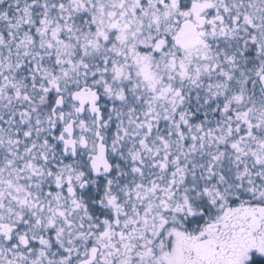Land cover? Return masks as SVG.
<instances>
[{
	"label": "flooded vegetation",
	"instance_id": "af4514ba",
	"mask_svg": "<svg viewBox=\"0 0 264 264\" xmlns=\"http://www.w3.org/2000/svg\"><path fill=\"white\" fill-rule=\"evenodd\" d=\"M142 1L146 0H139L136 3L140 4ZM159 1L156 12L161 14V10L168 7L172 13L169 16L170 22L176 23L177 26L169 27L171 23L165 22L161 27L155 28L151 26L150 21L152 31L150 34L141 35L139 49L155 51L159 56L158 64H160L161 72H159L160 68L157 70L153 68L150 56L138 55L135 49L128 56L129 68H126V59L114 67L115 69L122 64L121 68H124L119 79H116L114 71H111V77H109L108 74H100L91 69V65H87L86 68L78 67L75 72H72V77L77 79L76 84L56 87L55 92L47 100L45 99L40 108L32 106L30 103L35 97L32 99L29 97V104H22L19 113L29 116L32 126L26 125L25 128H17L14 132H10L6 128L7 123L18 115L8 112L5 115L7 121L0 119L4 126L0 125V260L10 264H53L54 261H45L48 258L44 254L50 253L48 244L51 242L54 244V250L59 253L61 264H108L112 261L109 253L116 254L114 247L123 248L122 243L126 242V256L131 252L127 249L134 252V254L130 253L132 255L138 254L141 252L139 246L135 249L132 247L133 243L141 245L148 242L152 245L150 239L169 227L170 224L168 225L163 218L161 228L153 230L148 237L140 235L138 241H130L126 234V241L119 240L117 246L110 244L112 225H109V219L112 211H116L118 206L119 219L127 218L129 215L126 216L122 212L126 210V207L129 209V207L137 206L142 198L141 190L136 189L135 181H133V178L138 179L135 176V169L130 170L126 166L127 162L122 154L123 148L118 139L119 132H126V121H120L118 115L122 113L126 115V111L130 112L126 105L131 108L129 103L131 94L136 97L138 101L136 104H139L144 112L139 123L131 124L142 134L149 133L143 130H150V126L152 129L156 121L169 124L168 132L177 128L182 135L193 127L188 124L192 122L188 112L185 117H182V120L186 119L187 123L182 124L180 110L183 107L176 101L179 96L173 100L172 93L163 91L156 95L150 91L143 77L137 75L136 78L133 67L137 61L136 58L150 61L151 71L154 72L153 69L157 71L152 74L160 80L159 84L162 87V68L164 67V71L169 73L168 76L177 75L181 79L182 60L188 62L189 58L199 51H205L206 58L202 59L204 62L216 51L221 55L220 57L229 56L230 62L226 65L228 72L225 78V93L231 100L223 99L224 112L221 118L228 123L226 134L228 132L230 133L228 135L238 134L234 133L237 120L244 119L240 126L248 124L250 133L259 136L254 147L261 149L264 147V139H262L264 137V63L257 64L253 46L251 50L249 47L245 49L248 55L246 58L241 54V47L246 45L241 41V36L247 33L243 29L245 25L242 26L245 18L241 10L243 6V9L248 10L251 15L247 18L251 17L249 23L253 27V35L255 34V38L251 35L252 41L247 37L246 42L254 40L255 48L261 51L264 61V0ZM217 1L220 2L217 4ZM141 7L143 6L137 9ZM128 13L130 14L131 11L129 10ZM227 22L234 23L236 28L222 30L221 36L215 39L212 30ZM211 23L215 25L212 29ZM136 29L137 24L125 33L126 39L128 34ZM157 32L159 36H154ZM169 37L172 44L170 48H168ZM193 43L196 45L191 46ZM156 44H162L163 48H157ZM164 54L165 57H163ZM169 54L172 56L169 57ZM192 61L191 59L189 63ZM169 63L173 67V71L170 72L168 69L172 67L168 65ZM126 70H128L127 74ZM59 73L64 74V72ZM65 75L69 76L67 73ZM12 79L13 77L6 78L5 86L10 87ZM128 79L134 81L138 90L132 91L126 87ZM182 81L188 82L184 78ZM169 86L174 89L172 84ZM83 89L85 94H94L98 100L95 112H92L89 104V95H87L89 98L86 96L81 101L74 98V94ZM30 90L28 89V94ZM227 102L231 104L230 108L227 107ZM136 104L133 105L135 111ZM188 105L190 109V103ZM100 119L101 122H99ZM149 123L152 125L148 126ZM99 130L106 146L107 161L104 165L94 161V157L98 154L97 132ZM144 144L140 145L141 148L138 151L133 150L132 156L139 157L142 168L147 165L155 171L162 172L159 162L163 164L161 160L163 151ZM174 149L177 148H173L172 152ZM187 150L191 151L189 148ZM251 153V150H246L235 154V156L244 155L239 160L240 164L231 169L235 178L229 182L222 180L221 193L227 200H234L232 204L230 201L229 205L231 204L235 210L240 207L251 208V220L255 218L256 222H260L261 217L264 216V187L257 189L250 181H246V186H243L238 180L242 171L249 173L256 168L264 172V165L254 166L251 161H247L252 159ZM191 155L192 153L189 157ZM133 162L136 163L135 160ZM243 162H245L244 166ZM191 172L194 173L190 170L188 173ZM221 172L222 177L226 176V170ZM154 182L156 184L148 183L144 188V191L150 193L145 195L151 199L157 195L158 185H160ZM190 185L188 181L187 186ZM178 195V192L176 196L175 193L164 192V198L156 199L153 206L148 207L149 213L159 208L163 214L171 211L170 216L177 215V212L174 214V205L177 201L173 199L179 197ZM168 203L171 207L165 208ZM138 211H140L139 208ZM202 213L200 211L199 214H193L186 219L188 220L185 221L186 233L200 235L198 232L202 228L195 230L197 223L194 220L203 217ZM134 223V217L126 223V229L130 233L135 227ZM246 224L250 226L249 222ZM103 229L110 230L109 235L102 236ZM76 236L78 239L75 238ZM205 241H213L216 250L211 252V249H201L200 245ZM228 241L224 250L221 239L205 236L198 241V248L193 250L192 254L204 260L205 264H239L237 249H234L237 239L235 241L228 239ZM40 254L42 257L38 258ZM154 254L157 253L154 251ZM117 260L118 258H114V261ZM261 262H264V259L255 258L251 264ZM139 263L136 258L130 261V264Z\"/></svg>",
	"mask_w": 264,
	"mask_h": 264
},
{
	"label": "rangeland",
	"instance_id": "374dc122",
	"mask_svg": "<svg viewBox=\"0 0 264 264\" xmlns=\"http://www.w3.org/2000/svg\"><path fill=\"white\" fill-rule=\"evenodd\" d=\"M138 1L53 0L49 3L46 1L47 6H44L45 2L41 3V5H38V3H35V5L27 3L28 5L22 8L23 17L20 19L21 23L17 24L18 27L16 26L13 30L17 33L20 40L23 39L22 41L28 44L29 50L33 52L31 55H27V58L33 61L32 63L29 62L33 77H31L32 82L29 84L32 85L29 96L31 99L33 97L35 99L30 104L34 105L35 108H40L45 99L47 100L55 92L56 87L76 84L77 79L72 77V72H75L78 67L86 68L87 65H91V69L100 74L106 73L111 77L110 73L114 71L116 79L121 78L124 69L121 68L122 64L118 65L115 69L114 67L118 63H123L126 59V68H129L130 59L128 56L135 49L138 55L144 54L145 56H150L153 68L159 69V56L151 49L143 48L140 50L139 40L141 35L151 33L150 21L151 26L155 28L161 27L165 22L171 23L169 16L172 13L168 7L163 8L161 14L156 12L155 9L158 10L159 0L157 2L146 0L140 4L136 3ZM219 2L217 1V4ZM33 6H38L39 9L35 11L33 10ZM140 6L143 7L137 9ZM129 10L131 11L130 14L128 13ZM241 10L245 17L242 26L245 25L243 29L247 32L245 36H241V41L247 45L241 47V54L246 58L248 55L245 49L249 47L251 50L253 46L256 51L257 64L261 65L262 62L264 63L262 59L263 54L255 48L256 43L254 40L251 42L253 27L249 23L251 17L250 19L247 18L251 15L248 10L243 9V6ZM34 13L37 15L36 18ZM136 24V31L130 32L126 39L125 33ZM171 24L169 27L177 26L176 23ZM211 24L212 29L215 25L214 23ZM234 25L232 22L224 23L221 26L216 25L218 27L212 30L213 37L216 39L221 36L222 30H230L235 27ZM158 34L159 32L154 33V36H159ZM35 36L37 37L35 38ZM247 37L251 41L246 42ZM253 37L255 38V34ZM35 40L37 41L36 43ZM125 41L126 43H124ZM168 43V48H170L172 46L170 37ZM156 47L163 48V45L156 44ZM165 56L164 54L163 57ZM170 56L172 54H169ZM205 56V51L202 50L195 53L193 57H190L188 62L182 60L180 66V71L182 72L181 79L188 80L187 83H183L177 75L168 76L169 73L164 71L165 67L162 68V87L159 84L160 80L153 75L157 71L153 69L154 72H152L150 69L152 67L150 66V61L134 57L137 60L133 66L136 78L137 75L143 77L150 91L156 95L163 91L164 93H172L171 99L173 100L179 96V99L177 98L176 101L183 107L180 110L182 114L180 116L181 120L188 112V116L192 119V122L188 124L193 127L192 130L182 135L177 128L168 132L169 124H162L156 121L152 129L150 126L152 123H149L150 130H143L149 131V133L142 134L141 131L134 128L131 124L135 122L139 123L144 115V112L140 109V105L136 104L138 102L136 97H133V94H131L129 102L131 108L126 105L130 109V112L126 111V115L123 113L118 115L120 121H126V132H119L118 139L123 148L122 154L124 160L127 162L126 166L130 170L135 169V176L138 179L133 178V181H135L136 189L141 190L142 198L137 206L129 207V209L126 207V210L122 212L126 216L129 215L127 218L121 217L119 219L118 206H116V211H112L109 219V225H112V242L110 244L111 246H117L119 240L126 241V234H128L127 239L130 241H138L140 235L148 237L153 230L161 228L164 219L170 225L161 234L150 239L152 245H149L148 242L141 245L133 243V248L135 247L136 249L139 246L141 252L138 254L132 255L134 252L131 249H127L132 254L129 252L126 256V242L122 243L123 248L114 247L116 254L113 252L109 253L112 261L108 262V264H130L133 258H136L140 262L139 264H205L204 260H200L196 257V254H192V251L198 248V241L205 238V236L221 239L224 250H226V243L229 242L228 239L232 241L237 239L234 249H237V256L240 258L239 264H251V261L255 258L264 259V216L261 217L262 221L260 222H256L255 218L251 220V208L240 207L235 210L231 206L234 200H227L226 196H222L221 193L222 180H228L229 182V180L235 178L231 169L240 164L239 160L246 153L241 156H235V154L251 150L252 159L247 161H251L254 166H263L264 147L262 149L254 147L256 146L254 143H257L259 136L257 137L250 133L248 124L240 126L244 119L239 118L237 120L234 133L238 134L228 135L230 134L229 132L226 134L228 123L221 120V118L224 112L223 99L225 98L227 101L231 100L225 93V78L228 72L226 65L230 62V58L226 55L220 57L221 55L216 51V53L208 56L207 61L204 62L202 59L206 58ZM18 57L21 58L20 55ZM191 59L193 61L189 63ZM19 63L21 65L24 64L25 58H22ZM168 65L172 67L171 63ZM170 71H173V67L168 69V72ZM59 72H64V74H60ZM127 72L128 70H126V74ZM159 72H161V68ZM66 73L69 76H66ZM4 75L8 76V73ZM10 76H8L9 79ZM1 78L2 75L0 76V81L2 80ZM178 80L181 81L176 82ZM11 81L13 85H16L14 78ZM170 84L173 85L174 89L169 86ZM13 85L10 87H13ZM126 87L132 91L138 90L131 79L126 80ZM8 88L5 87L4 83H0L1 120H6V113L11 112L6 108L7 106L20 109L22 104L19 101L25 100L23 105L30 102L27 97L20 100V97L9 96V93L6 94L9 90ZM107 91H110V89H107ZM37 95L38 98H36ZM188 103H190V109ZM135 104L137 106L136 111L133 106ZM15 105L16 107H14ZM227 105L228 108L231 107V104H228V102ZM16 115L18 116L12 118L7 123L6 128L10 132H14L17 128H25L28 125L32 126L29 116L20 115V113ZM186 123V119H183L182 124ZM0 125L4 127L1 121ZM143 143H145L144 145L151 146V148L157 147L163 151L161 155L163 164L159 162L163 170L162 172L155 171L147 165L142 168L143 165L140 164L139 157H135V159L132 156V151L135 149L138 151L141 148L140 145H143ZM173 148L177 149H174V152H172ZM187 148L191 151L188 152ZM191 153L192 155L189 157ZM244 163L243 166L245 165ZM141 170L142 174L140 175ZM189 170L194 173L191 172L189 174ZM222 170H226V176L222 177ZM249 173L242 171L238 178L239 182L243 186H246L245 182L250 181L254 183L257 189H262L264 187V172L254 168ZM242 177L243 179H241ZM187 180L191 184L189 187L187 186ZM154 181L160 185H158L157 195L151 199L145 195V193H148V195L150 193L144 191V188L148 183L156 184ZM165 188L166 191L175 193V196L177 192L179 194V197L173 199L177 201L176 207L174 205V214L177 212V215L170 216L171 211L169 213L164 212L165 214H163L159 208L153 211V213H149L148 207L150 205L153 206L152 204L155 203L156 199L160 200L165 197ZM167 200L169 201V199ZM230 201L231 204L229 205ZM169 207H171L170 203L165 208ZM138 208L140 211L137 212ZM200 211L203 212V217L206 214L205 218L198 217L194 220L197 223L194 229L200 230L202 228L198 232L200 235L186 233L184 230L186 228L185 221H188L186 219L193 214H199ZM133 217L135 218V227L130 233L126 229V223L130 222V219ZM94 220L97 221L96 219ZM247 222L250 223V226H247ZM109 233L110 230L103 229L102 236L109 235ZM75 238L78 239L77 236ZM48 247L50 248V253H44L48 258L45 261H54L53 264H61L59 253L54 250V244L50 242ZM154 251L157 253L156 255ZM41 257L42 254L38 258ZM114 258H118V260L114 261ZM0 264L10 263L0 260Z\"/></svg>",
	"mask_w": 264,
	"mask_h": 264
},
{
	"label": "trees",
	"instance_id": "16d2710c",
	"mask_svg": "<svg viewBox=\"0 0 264 264\" xmlns=\"http://www.w3.org/2000/svg\"><path fill=\"white\" fill-rule=\"evenodd\" d=\"M46 1L49 3L53 0H0V76L2 75L0 83H7L6 78L12 74L10 78L13 77L15 79L16 85H13L11 81L10 86L13 85V87L8 88V86H5L10 90H8L6 94L9 93V96L13 95L20 97V100L24 97H30L27 93L28 89L32 88V85H29L32 82V69L30 68L29 62L32 63L33 61L27 58V55H31L33 52L29 50L30 47L28 44L22 41L23 39H19L17 33L13 29H15L17 24L21 23L20 19L23 17L22 8L24 6L32 3L34 5L35 3L41 5V3L44 2L46 3L44 6H47ZM36 9H39L38 6H33V10L36 11ZM36 13H34L35 18L37 17ZM36 37L37 36H35V38ZM36 42L35 40V43ZM16 50H18V52H16ZM19 55L21 58L18 57ZM22 58H25V63L21 65L19 62ZM5 73H8V76H5ZM24 102L25 100L19 101L21 104ZM10 107L12 106H7L6 108L9 109ZM9 111L14 114L19 113L18 108H10ZM260 264H264V262Z\"/></svg>",
	"mask_w": 264,
	"mask_h": 264
},
{
	"label": "water",
	"instance_id": "95a60500",
	"mask_svg": "<svg viewBox=\"0 0 264 264\" xmlns=\"http://www.w3.org/2000/svg\"><path fill=\"white\" fill-rule=\"evenodd\" d=\"M196 45V43H193L191 46ZM85 90H81L79 92H76L74 94V98L78 101L83 100L87 95H89V104L92 107V112L96 111L95 105L97 103V99L95 98L94 94H85ZM99 122H101V119L99 120ZM97 140H98V154L96 157H94V161L96 163H99L100 165H104V163L107 161L106 158V146L104 145V139L103 137L100 135V130L97 132ZM201 248H203L204 250L206 248H208L209 250L211 249V252H214V249L216 250V245L214 244L213 241H205L203 242L201 245ZM216 253V251H215ZM214 254V253H212Z\"/></svg>",
	"mask_w": 264,
	"mask_h": 264
}]
</instances>
